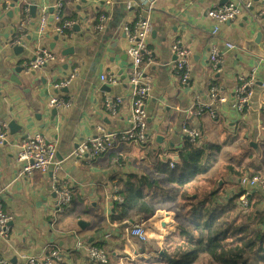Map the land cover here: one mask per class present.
I'll return each mask as SVG.
<instances>
[{
	"label": "crops",
	"instance_id": "crops-1",
	"mask_svg": "<svg viewBox=\"0 0 264 264\" xmlns=\"http://www.w3.org/2000/svg\"><path fill=\"white\" fill-rule=\"evenodd\" d=\"M247 2L248 9L244 7ZM230 4L236 5L238 16L232 22L220 24L218 34L213 36L216 23L208 12ZM31 5L37 7L34 18L29 11ZM27 9L29 22L24 27L20 46L23 51L16 52L17 46L11 44L18 36ZM261 11L258 0H0V123L8 128L13 121L19 128L13 134L8 128L6 141L0 145V205L10 217V236L0 240L1 260L6 264H27L26 256L34 255L44 262L53 249L66 264H91L94 261L87 257L85 246L103 244L113 255L112 264H124L127 260L155 257L164 240L175 233V222L187 225L193 222L182 218L187 211L179 210L178 197L173 205H162L150 220L128 222L143 223L149 238L145 243L140 242L131 237L129 227L121 229L111 222V215L119 206H109L115 178L156 174L158 165L168 163L151 166L140 159L135 148L118 140L108 153L90 165L69 158L82 141L96 135L99 126L104 125L110 132L127 128L130 100H123L116 115L111 116L105 109L104 94L129 95L128 40L122 27L138 19L148 18L153 25L146 43L155 59L144 67L145 73L154 77V91L146 105L148 150L154 152V158L161 154L175 162L178 158L167 152L182 149L186 141L191 143L182 133L183 124L200 132L196 144L202 147L203 144H198L204 139L205 126L211 121H222L234 134L228 151H233L235 156L242 153L241 163H228L229 168L244 172V177L231 170L229 189L224 188L223 180L220 186L217 184L221 190L219 203L244 194L252 196L253 203L260 202L259 209L264 213V191H247L240 183L241 179L256 175L264 179V16ZM42 14H47L48 19L47 32L43 35L38 34ZM57 14L59 20L54 17ZM102 14L109 20L104 31L96 34L93 30ZM61 19L75 22L72 33L53 32L60 27ZM259 33L261 38L257 36ZM177 42L190 53V75L186 82L173 69L176 56L172 46ZM225 43L234 48L225 49ZM213 45L218 46L222 55L218 70H213L209 61ZM39 47L51 51L54 61L39 70L25 69L24 65L33 60ZM69 49L72 52L66 53ZM74 70L76 75L70 85L57 90L55 84ZM102 74L113 77L115 82L101 81ZM252 74L257 79L254 95L246 108L239 111L235 107V87L240 78ZM211 86L219 89L226 103L216 106L213 116L191 115L189 111L195 109L196 101L210 102ZM66 95L74 97L73 105L55 110L53 117L48 105L50 99ZM36 134L55 146L56 160L64 169L62 182L71 188V202L63 210L55 205L50 172L36 171L25 179L18 177L22 169L17 161L19 143ZM114 159L120 160L119 164L114 165ZM212 168L210 162L208 172L193 181L200 186V191H196L199 199L211 189L210 183L200 181L219 182ZM246 211L238 208L236 218ZM162 222L168 226L162 228ZM73 253L79 258L71 256ZM194 264H211V260L204 255Z\"/></svg>",
	"mask_w": 264,
	"mask_h": 264
},
{
	"label": "built area",
	"instance_id": "built-area-1",
	"mask_svg": "<svg viewBox=\"0 0 264 264\" xmlns=\"http://www.w3.org/2000/svg\"><path fill=\"white\" fill-rule=\"evenodd\" d=\"M261 3V15L264 16V0H258ZM246 9L250 7V3H246L244 6ZM61 8V4L58 5V9ZM26 18L23 20L18 28V36L13 40L12 46H22L24 27L29 22L28 9L25 11ZM239 14V10L234 4L226 5L218 9H213L208 12V16L213 20L216 25L212 30L213 36H216L219 32V25L227 22H232ZM57 20L60 19L59 14L54 16ZM109 18L102 14L98 18V23L94 28V33L99 34L104 31L105 25L108 23ZM47 14H42L38 24V34H45L47 32ZM75 22L65 21L60 27L55 28L53 32L58 35H67L72 33ZM122 31L128 40V47L126 50L129 58V65L127 68V82L130 87L129 95L119 96L104 94L105 109L111 116H115L122 101L127 98L130 100V115L128 118L127 128L121 132H110L104 125H101L97 129V133L94 137L82 141L77 148L71 152L70 160L82 162L83 164L90 165L100 156L108 153L118 140L121 143L128 144L135 148L141 160H145L151 166H157L158 164L168 163L173 166L172 160L163 158L161 154H157L154 159H149L148 155V135H147V112L146 105L149 101L151 94L154 91V77L146 74L144 71L145 64H153L155 55L147 46V39L153 33V25L151 21L147 19H138L131 24L124 25ZM224 48L231 50L234 46L230 43H225ZM172 52L176 56V60L173 65L174 72H177L182 78L183 82H186L190 75V63H189V51L175 43L172 46ZM222 55L217 45H213L209 50V61L213 70H218L221 65ZM54 61V55L51 51L39 47L35 52L33 60L26 63L24 68L27 70H39ZM76 71L74 70L68 77L55 84L57 90L67 88L74 80ZM100 80L103 82L114 83L115 79L111 76L102 74ZM257 83L255 74L249 77L240 78L238 84L235 87L234 100L235 107L239 111H243L248 105L249 100L254 95V85ZM226 98L220 95V91L216 86L210 88V102L207 104H201L196 101L195 109H190L191 115H198L201 113H208L211 116L214 115V108L216 106H222L226 103ZM74 103V97L66 95L62 98L53 97L49 101L50 110H65L69 109ZM7 126L4 123H0V145L6 141ZM182 133L193 144L200 138V132L189 127L187 124L182 125ZM55 146L52 143L46 141V139L36 134L31 137L24 138L19 143V153L17 161L22 164V169L18 174L20 179H25L27 175H31L34 172L46 173L50 172L53 188L56 195V207L60 210L69 206L72 199L71 188L62 182L61 174L64 173V169L61 166V162L56 160ZM119 160L114 159V165L118 164ZM241 186L247 191L256 190L257 192L264 191V180L256 175L249 178H243L240 181ZM243 196L241 199V212L248 209V200ZM124 198L120 194L118 184H113V194L109 201L112 207L121 205ZM10 217L5 214L0 205V240H7L10 236L9 227ZM129 234L131 237L138 239L140 242L145 243L148 241L149 235L144 227L143 223H131L129 226ZM79 247H81L79 245ZM87 257L101 264H106L107 255L104 248L96 244H88L85 246ZM52 258L60 260V253L54 251ZM27 264H52L49 258H46L44 262H41L34 255H27ZM0 264H6L0 258Z\"/></svg>",
	"mask_w": 264,
	"mask_h": 264
},
{
	"label": "trees",
	"instance_id": "trees-1",
	"mask_svg": "<svg viewBox=\"0 0 264 264\" xmlns=\"http://www.w3.org/2000/svg\"><path fill=\"white\" fill-rule=\"evenodd\" d=\"M64 21L61 19L58 25L61 26ZM203 145L197 147L196 143L186 141L182 149L168 150L167 154H173L178 160L173 162L172 167L170 164L158 165L156 174L115 178L124 200L111 215V222L121 229L129 227L130 220H150L162 205H173L178 197L179 210L187 211L182 218L193 221L188 225L175 222V233L164 240L155 257L127 260L124 264H194L204 255L210 258L211 264H264V213L259 209L260 202L253 203V197L246 196L249 209L236 218V212L241 207L239 200L244 194L219 203L221 190L217 188V179L200 181L202 184L210 183L211 189L203 199H199L196 191H200V186L193 181L205 175L210 164L204 155ZM153 153L148 150L152 159ZM231 170L238 177H244V172ZM175 219H178L177 213ZM96 245L105 249L103 244ZM54 251L51 249L47 253L52 264H66L61 256L60 260L52 258ZM106 255V264H112L113 255L107 251Z\"/></svg>",
	"mask_w": 264,
	"mask_h": 264
},
{
	"label": "rangeland",
	"instance_id": "rangeland-1",
	"mask_svg": "<svg viewBox=\"0 0 264 264\" xmlns=\"http://www.w3.org/2000/svg\"><path fill=\"white\" fill-rule=\"evenodd\" d=\"M232 137H234V134L229 131V127L223 125L222 121H211V123L207 127L205 126L204 139H202L198 144V146L206 144V147L203 148V152L206 159L213 164V171H211L212 173L214 172V176L218 177L219 182L223 180L225 184L224 188L227 189H229V187L231 186L229 183L231 169L229 168L228 163L239 165L241 163L242 157V153H238L235 156L233 151H228V143L231 142ZM220 148V151H222L221 154L218 153ZM245 151L246 148L242 146V152ZM261 155H263V152L261 153Z\"/></svg>",
	"mask_w": 264,
	"mask_h": 264
},
{
	"label": "water",
	"instance_id": "water-1",
	"mask_svg": "<svg viewBox=\"0 0 264 264\" xmlns=\"http://www.w3.org/2000/svg\"><path fill=\"white\" fill-rule=\"evenodd\" d=\"M14 1H16V0H14ZM36 9H37L36 5H31V6H29L30 15H31L32 18L35 17ZM52 11H53V9L49 10V12L51 13L50 21H52V19H53ZM257 36H258L259 38H261V37H262V34L259 33ZM14 50H15L16 52H22V51H23L22 48H21L20 46L15 47ZM69 51L72 52V49L67 50L66 53H68ZM18 72H20V70H19ZM32 75H35V73L33 72ZM51 114H52L53 117L56 116V111L53 110ZM8 128H9V130H10V133H12V134H13V133H16V131H15L16 129H17V130L19 129L13 121H11V122L8 124ZM57 157H58V155H57ZM176 160H177V158H176ZM220 185H221V181L219 182V186H220ZM109 206H111V203L109 204ZM113 211H114V210H113ZM167 226H168V223H167V222H162V224H161V227H162V228H166Z\"/></svg>",
	"mask_w": 264,
	"mask_h": 264
}]
</instances>
